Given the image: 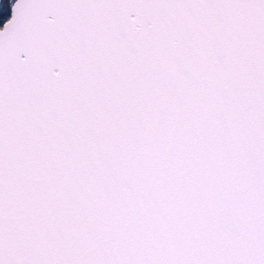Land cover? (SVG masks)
Wrapping results in <instances>:
<instances>
[{"label": "snow or ice", "instance_id": "snow-or-ice-1", "mask_svg": "<svg viewBox=\"0 0 264 264\" xmlns=\"http://www.w3.org/2000/svg\"><path fill=\"white\" fill-rule=\"evenodd\" d=\"M0 264H264V0H0Z\"/></svg>", "mask_w": 264, "mask_h": 264}]
</instances>
